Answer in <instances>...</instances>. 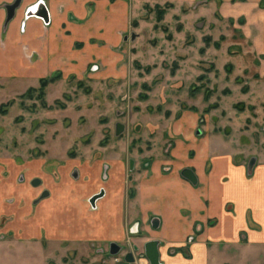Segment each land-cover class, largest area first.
<instances>
[{
  "label": "rangeland",
  "instance_id": "rangeland-1",
  "mask_svg": "<svg viewBox=\"0 0 264 264\" xmlns=\"http://www.w3.org/2000/svg\"><path fill=\"white\" fill-rule=\"evenodd\" d=\"M14 1L0 7V264H149L153 240L159 261L197 264L222 212L248 240L232 262L264 264V0H43L48 23L19 3L4 25ZM175 223L192 225L181 245Z\"/></svg>",
  "mask_w": 264,
  "mask_h": 264
},
{
  "label": "crops",
  "instance_id": "crops-1",
  "mask_svg": "<svg viewBox=\"0 0 264 264\" xmlns=\"http://www.w3.org/2000/svg\"><path fill=\"white\" fill-rule=\"evenodd\" d=\"M7 1H9V2H7ZM12 1L13 0H0V7H2V5L6 4V3H11ZM37 1H39V0H21L20 5L23 4L25 7H29V6L37 3ZM45 1L48 5L45 4ZM45 1H44V4L47 6V8L49 5H51V4L54 5L56 3V1L55 2L52 1L51 3L49 0H45ZM261 1L262 0H219V2H221V4L219 6H222V7L231 6V5L236 6V5L241 4V5H243V7H246V8L259 9V8H261V6H260ZM52 5L50 6L51 8H53ZM54 7H55V5H54ZM51 8H50V11L48 9L49 17H51L54 14V12L51 11ZM51 12H52V15H51ZM3 16H4V14L0 13L1 20H2ZM18 16H20V19H18V17L16 16V18L14 17L11 21H16V22H18V20L21 21V16H23V10L19 9ZM245 16L248 20L249 16L247 14H245ZM1 20H0V24H1ZM32 20L33 21L28 22V24L31 25V28H33L32 26L35 25L36 23L39 24L38 19H37V21L34 19H32ZM260 23H261V21L259 20V18L255 17L254 24H255L256 28H258ZM26 24H27V21H26ZM17 25L18 24H15V27H13V28L16 29ZM8 26H7V28H4V29H1V26H0V37H1L2 33L7 38L11 37L12 34L8 31L9 30ZM17 30H18V28H17ZM32 31H34V30H32ZM23 33L25 34L26 32L24 31ZM23 33L21 31V32H19L20 36H17V37L12 36L13 42L19 41L20 38H22V35H24ZM30 34H34V35H38V36L41 35L40 31H39V33H38V31H34V32H31ZM251 191H252V188H251ZM216 213H220V209H218L217 212H215V214ZM223 213L224 212L219 214V215H221L219 217V219L220 218L224 219ZM222 220L213 226L206 225L203 229H201L202 232L200 235H201L202 243L200 245L196 244V247H194V248H200V251L196 252V254H195V256H197V258H198L196 261L197 264H234L231 260V256H233L235 254V250H236L235 248H238L237 255H239L240 254V248H242L243 244L248 242V240L247 241L245 240L244 242H242V240L239 238V234L237 232V226L231 227V228H224V226L221 224ZM232 226H234V225H232ZM239 227L241 228V225ZM191 228H192L191 224L183 226V225L175 223V224L169 226L168 229H169V231L172 230V233L165 235V238L166 239L167 238L173 239L171 241L170 245H174V244L181 245L179 243V240H182L184 237L186 238L187 233L191 230ZM261 235H262V233L260 235H257V236L251 235V239H249L250 240L249 242H253V240H256ZM230 248H232L233 250L228 251V249H230ZM233 251H234V253H233ZM232 253H233V255H232ZM160 260H163V261H160V264H176V262L168 261L169 259L166 255H163V256L161 255ZM177 264H179V263H177Z\"/></svg>",
  "mask_w": 264,
  "mask_h": 264
},
{
  "label": "water",
  "instance_id": "water-1",
  "mask_svg": "<svg viewBox=\"0 0 264 264\" xmlns=\"http://www.w3.org/2000/svg\"><path fill=\"white\" fill-rule=\"evenodd\" d=\"M20 0H15L12 4L5 5L7 14L5 18V24L13 17L14 15V9L19 5ZM35 16L41 18L45 23H48V11L43 3V0L37 1V3L29 6L26 10L25 17ZM181 175H183L187 180H189L191 183H196V177L191 169L185 168L181 171ZM102 195V193H99L98 195L92 196L90 198V203L93 204L95 198ZM145 247V257L148 260L149 264H160L159 261V252H158V243L157 241H148L144 245ZM111 253H116L119 250V247L115 244L110 245ZM125 260L127 262H132L133 258L130 255V253L125 255Z\"/></svg>",
  "mask_w": 264,
  "mask_h": 264
}]
</instances>
